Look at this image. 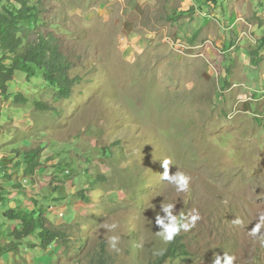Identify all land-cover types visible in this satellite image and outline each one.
Instances as JSON below:
<instances>
[{
    "label": "rangeland",
    "instance_id": "obj_1",
    "mask_svg": "<svg viewBox=\"0 0 264 264\" xmlns=\"http://www.w3.org/2000/svg\"><path fill=\"white\" fill-rule=\"evenodd\" d=\"M42 1L34 29L59 34L80 81L58 99L39 71L31 82L18 71L0 98V167L31 150L42 163L34 181L22 162L11 172L23 187L34 184L36 201L14 208L41 207L52 223L74 225L79 243L62 264L113 235L119 264L153 260L167 245L155 222L158 213L169 222L163 203L176 205L185 223L194 210L200 216L182 231L190 256L179 264H214L225 252L234 264H264V244L248 234L264 215V2L211 20L184 10L183 0ZM164 159L170 174L191 177L190 191L161 178ZM5 210L0 231L20 227ZM113 223L114 232L104 227ZM35 242L22 241V256L55 264L59 249Z\"/></svg>",
    "mask_w": 264,
    "mask_h": 264
},
{
    "label": "trees",
    "instance_id": "obj_2",
    "mask_svg": "<svg viewBox=\"0 0 264 264\" xmlns=\"http://www.w3.org/2000/svg\"><path fill=\"white\" fill-rule=\"evenodd\" d=\"M42 3V0H0V98L9 96L8 83L14 80L18 71L27 74L28 82H31L39 71L42 78L57 89L58 99H69L80 81L72 75L75 63L59 34L53 30L42 32L34 29L43 22L40 18ZM17 97L21 101L24 100L23 96ZM35 106L44 112L56 111L49 103L35 101ZM104 153H107V148H104ZM39 156L38 150L26 151L22 161L19 159L12 166L10 162L7 166L0 167V180L3 177L6 179L5 183H0L2 205L4 196L9 194L7 188L14 191L25 189L20 180H12L11 172H17L23 163L25 174L30 175L34 181L33 175L36 176L42 166ZM5 170H8V173ZM81 197L86 199L83 193ZM27 202L36 201L31 197ZM3 215L10 222H19L20 227H15L11 232L6 229L0 231V260L13 255L16 258L14 264H30L22 256L25 246L22 241L27 242L31 238H36L34 245L44 250L53 245L59 249L55 264H62L63 259H70L74 254L79 242H73L74 225L70 222L60 225L52 223L41 207L31 210L9 208ZM182 231L172 242L167 243L162 250L163 255H158L144 264H179L188 260L190 251ZM86 241V237H82L79 247ZM114 253L116 251L109 248L108 242L101 240L97 246L89 248L84 256L73 258L66 264H119Z\"/></svg>",
    "mask_w": 264,
    "mask_h": 264
},
{
    "label": "clouds",
    "instance_id": "obj_3",
    "mask_svg": "<svg viewBox=\"0 0 264 264\" xmlns=\"http://www.w3.org/2000/svg\"><path fill=\"white\" fill-rule=\"evenodd\" d=\"M24 73V72H23ZM16 77V76H15ZM28 82V81H27ZM170 159H164L162 166L165 169L164 173L161 175V178L172 185L175 186L176 190L178 192H188L190 191V183H191V177L186 175L185 173L177 170L175 174H170ZM11 165V164H10ZM24 179V178H23ZM31 183V180L26 177V180H23L24 182ZM176 205L174 204H162L161 208L163 212L167 213V219L168 223H165V219L161 218L159 213L156 216V225H159L163 228L162 232L157 233L162 240L165 243L172 242L174 238L183 230V231H189L191 228L196 226L197 221L200 219V216L198 213L190 215V218H188L187 222L184 214L180 212L179 216L173 215V211L175 209ZM63 217L65 215L64 212H62ZM62 216V215H61ZM235 225L242 226L243 221L240 218H236L234 221H232ZM104 227L108 228L110 231H115L118 228V225L113 223L111 225L105 224ZM264 215H260L258 217L257 222L255 223V226L251 228V230L248 229V234L252 236L253 238L259 240L261 244H264ZM120 242V238L116 235L111 236L108 238V245L109 248L113 251L119 252L120 249L118 248V244ZM156 255H163V251H160L156 253ZM235 257L229 255L225 252L223 257H220L217 255L214 260V264H234Z\"/></svg>",
    "mask_w": 264,
    "mask_h": 264
},
{
    "label": "crops",
    "instance_id": "obj_4",
    "mask_svg": "<svg viewBox=\"0 0 264 264\" xmlns=\"http://www.w3.org/2000/svg\"><path fill=\"white\" fill-rule=\"evenodd\" d=\"M264 2V0H183V7L184 10H194L197 14H200L204 16L207 19L216 20L217 17H225L228 14H231V9L236 8H248V7H255L256 2ZM202 8L203 11L200 9ZM211 8H215V13L212 14ZM224 8V11H223ZM216 18V19H215ZM227 22L229 21L228 18L225 19ZM235 28V25L232 26ZM16 156V155H15ZM5 183V180H0V183ZM33 185H27L25 186L24 190L21 191H14L12 188H7L9 191V194H6L4 196L5 201L3 208H14L15 204H27L28 198H31L32 195L30 194V191L33 190ZM63 189V188H62ZM68 190V189H67ZM33 192V191H32ZM69 217L71 220L74 218V213H72V210L69 212ZM9 222L6 221V224ZM54 224H60L58 222H55ZM11 230L8 232H11L14 230L15 226H11ZM2 231V230H1ZM54 249H52L53 251ZM31 255V254H30ZM29 256V255H26Z\"/></svg>",
    "mask_w": 264,
    "mask_h": 264
},
{
    "label": "built area",
    "instance_id": "obj_5",
    "mask_svg": "<svg viewBox=\"0 0 264 264\" xmlns=\"http://www.w3.org/2000/svg\"><path fill=\"white\" fill-rule=\"evenodd\" d=\"M63 216V214H61Z\"/></svg>",
    "mask_w": 264,
    "mask_h": 264
}]
</instances>
